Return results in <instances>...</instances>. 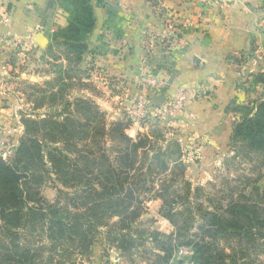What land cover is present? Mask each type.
Listing matches in <instances>:
<instances>
[{
    "label": "trees",
    "instance_id": "16d2710c",
    "mask_svg": "<svg viewBox=\"0 0 264 264\" xmlns=\"http://www.w3.org/2000/svg\"><path fill=\"white\" fill-rule=\"evenodd\" d=\"M55 2L67 25L50 37L45 57L65 66H56L34 109L62 110L23 118L13 157L0 156V264H92L95 243L145 264H169L182 250L191 253L188 264H264V100L232 108L240 114L232 156L212 181L193 188L184 151L165 128L131 138L129 120L108 122L90 99L70 94L88 73L79 65L95 8L113 18L114 6ZM254 79L264 83V74ZM49 181L54 202L41 195ZM152 200L161 202L169 234L135 227Z\"/></svg>",
    "mask_w": 264,
    "mask_h": 264
},
{
    "label": "crops",
    "instance_id": "0c3cea01",
    "mask_svg": "<svg viewBox=\"0 0 264 264\" xmlns=\"http://www.w3.org/2000/svg\"><path fill=\"white\" fill-rule=\"evenodd\" d=\"M108 3L117 12L109 18L103 8H95L96 24L79 65L88 73L70 94L90 99L106 120H129L126 134L131 138L156 125L165 128L167 137L181 145L186 164L187 148L197 143L192 158L222 156L221 171L224 160L232 156L229 138L240 119L232 108L264 100V83L254 79L264 74V0ZM184 18L192 21L187 28L170 30V21L180 23ZM66 25L67 14L55 0H0V156L4 159L14 155L23 135V118H43L62 110L60 104L50 103L34 109L26 91L45 89L46 93L43 85L56 78V66H65L63 60L55 65L45 51L50 37ZM248 51L252 54L245 56ZM149 78L162 80L164 89L155 92L147 87ZM181 88L193 92L183 110L173 119L154 123L151 109L156 103H170ZM138 102L144 111L135 112V118L132 113Z\"/></svg>",
    "mask_w": 264,
    "mask_h": 264
},
{
    "label": "rangeland",
    "instance_id": "374dc122",
    "mask_svg": "<svg viewBox=\"0 0 264 264\" xmlns=\"http://www.w3.org/2000/svg\"><path fill=\"white\" fill-rule=\"evenodd\" d=\"M44 65L45 64L42 63V65L40 64V67H43L45 70ZM39 76L42 75L40 74ZM43 86H45V84ZM38 91L40 90L35 89L30 92L29 90L26 91L29 94L28 96L33 104L39 102V97L34 94L38 93ZM116 120L117 119H114L113 121ZM107 121L113 122L108 118ZM196 145L197 143H194L191 147L187 148L189 160H187L188 169L186 177L192 184L193 188L205 186L208 182L212 181L213 177L219 174L218 170H220L222 160L224 159V157L222 156L214 157L210 160H204L197 157L192 158L193 153H195L197 150ZM40 190L41 195L48 202H54L58 197L57 191L52 187L50 181L47 184L44 183ZM146 206L147 209L135 226L138 231H140L141 233L144 232L145 234H153L157 232L169 234L172 229L170 225L165 220H163L159 214L160 203L152 200L151 202L147 203ZM190 255L191 253L189 251H179L178 253H176L174 259L169 264H188L187 260ZM131 258L126 254H121V252L115 250L114 248L104 247L100 243H96L91 261L92 264H145L141 263L138 259H135L134 256ZM133 260H135V262Z\"/></svg>",
    "mask_w": 264,
    "mask_h": 264
},
{
    "label": "built area",
    "instance_id": "2783aa9c",
    "mask_svg": "<svg viewBox=\"0 0 264 264\" xmlns=\"http://www.w3.org/2000/svg\"><path fill=\"white\" fill-rule=\"evenodd\" d=\"M201 12L196 14V17L199 18ZM175 20L170 21L168 25L170 26V30H175L179 26L181 28H187L188 24L192 23L190 19L187 20V18H184V20L180 23L175 24ZM145 85L147 87H150L155 92H159L164 89L165 84L162 80L157 78H149ZM192 91L189 88H181L177 91L176 96L174 99L167 104L159 105L157 104L155 108L151 109L150 116L152 119L156 122L159 121H167L170 119L175 118L184 108L185 104H187L192 97ZM138 110L144 111V106L142 102H138L136 108L133 110L132 116L135 117V112ZM136 118V117H135ZM141 119V118H139Z\"/></svg>",
    "mask_w": 264,
    "mask_h": 264
},
{
    "label": "water",
    "instance_id": "95a60500",
    "mask_svg": "<svg viewBox=\"0 0 264 264\" xmlns=\"http://www.w3.org/2000/svg\"><path fill=\"white\" fill-rule=\"evenodd\" d=\"M158 100H159V101H163V98H159ZM158 100H157V101H158ZM156 104H158V103H156Z\"/></svg>",
    "mask_w": 264,
    "mask_h": 264
}]
</instances>
